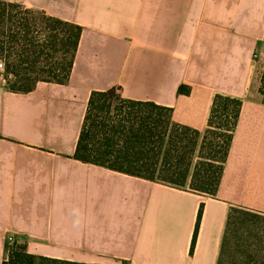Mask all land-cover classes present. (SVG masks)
Returning <instances> with one entry per match:
<instances>
[{"label": "crops", "instance_id": "1", "mask_svg": "<svg viewBox=\"0 0 264 264\" xmlns=\"http://www.w3.org/2000/svg\"><path fill=\"white\" fill-rule=\"evenodd\" d=\"M7 1L82 32L65 83L0 76V264L7 235L86 264H216L229 208L264 213V0ZM116 87L199 132L215 94L242 101L214 197L74 158L90 93Z\"/></svg>", "mask_w": 264, "mask_h": 264}, {"label": "trees", "instance_id": "2", "mask_svg": "<svg viewBox=\"0 0 264 264\" xmlns=\"http://www.w3.org/2000/svg\"><path fill=\"white\" fill-rule=\"evenodd\" d=\"M81 32L82 28L73 22L0 0V58L5 61L7 89L26 93L34 89L38 81L65 83L71 73ZM261 82L264 90V70ZM118 91L116 87L90 93L74 158L175 189L214 197L242 101L215 94L207 127L199 132L174 122L171 107L126 99ZM188 91L184 85L178 88L180 93ZM216 138H221V143L215 141ZM201 212L202 206L196 216V231ZM262 222L263 212L231 206L216 264H251L234 256L250 253L251 238L256 241L251 253L258 259L252 255L249 258L263 264ZM25 244L16 240L12 246H7L6 258L1 264H86L35 255L27 252Z\"/></svg>", "mask_w": 264, "mask_h": 264}, {"label": "rangeland", "instance_id": "3", "mask_svg": "<svg viewBox=\"0 0 264 264\" xmlns=\"http://www.w3.org/2000/svg\"><path fill=\"white\" fill-rule=\"evenodd\" d=\"M0 60L3 61L2 77H3V79H4L5 61H4V59H2V58H0ZM4 81H5V80H4ZM215 141L221 143V138H216ZM196 159H197L196 156H194V162L196 161ZM260 222H261V220H260ZM262 225L264 226V222H262ZM16 240H18V242H22V239H21V238L13 237V236H12V241H11V242H9L8 240H6V241H7L6 244H5V249H6V251H7V248H6V247H7V246H9V247L12 246ZM249 241L253 243V248H252V249H255V248H256V241H255V239L251 238ZM261 244H262V243H261ZM261 247L264 249V243L261 245ZM252 249L250 250V253H249L248 255H244V256H242V254H235L234 256H235V258H237L238 260H242V262L249 261L251 264H260L259 261H258V262L255 261V262H254V260H252L251 258H249V257H250L249 255H252L255 259L257 258V257L254 256V255H255L254 253H251V252H252ZM231 255H232V253H231ZM263 257H264V251H263ZM247 258H248V260H247ZM257 259H258V258H257ZM257 259H256V260H257ZM263 261H264V259H263ZM263 264H264V262H263Z\"/></svg>", "mask_w": 264, "mask_h": 264}, {"label": "built area", "instance_id": "4", "mask_svg": "<svg viewBox=\"0 0 264 264\" xmlns=\"http://www.w3.org/2000/svg\"><path fill=\"white\" fill-rule=\"evenodd\" d=\"M2 71H3V61L0 60V76H2ZM6 240L11 242L12 241V235H7Z\"/></svg>", "mask_w": 264, "mask_h": 264}]
</instances>
